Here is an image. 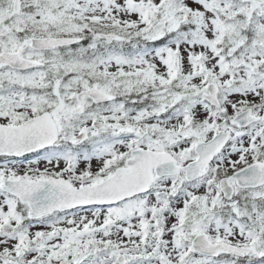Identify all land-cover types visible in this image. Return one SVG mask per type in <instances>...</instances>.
<instances>
[{"label": "snow or ice", "instance_id": "obj_1", "mask_svg": "<svg viewBox=\"0 0 264 264\" xmlns=\"http://www.w3.org/2000/svg\"><path fill=\"white\" fill-rule=\"evenodd\" d=\"M0 264H264V0H0Z\"/></svg>", "mask_w": 264, "mask_h": 264}]
</instances>
